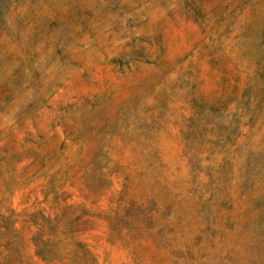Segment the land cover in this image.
Listing matches in <instances>:
<instances>
[{
  "label": "rangeland",
  "instance_id": "obj_1",
  "mask_svg": "<svg viewBox=\"0 0 264 264\" xmlns=\"http://www.w3.org/2000/svg\"><path fill=\"white\" fill-rule=\"evenodd\" d=\"M0 264H264V0H0Z\"/></svg>",
  "mask_w": 264,
  "mask_h": 264
}]
</instances>
